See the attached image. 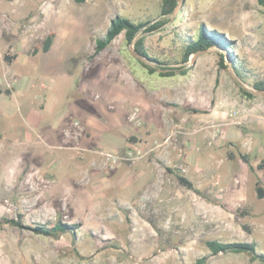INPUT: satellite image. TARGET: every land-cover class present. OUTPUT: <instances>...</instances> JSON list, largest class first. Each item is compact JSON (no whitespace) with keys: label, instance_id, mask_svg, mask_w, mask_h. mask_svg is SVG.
Returning a JSON list of instances; mask_svg holds the SVG:
<instances>
[{"label":"rangeland","instance_id":"374dc122","mask_svg":"<svg viewBox=\"0 0 264 264\" xmlns=\"http://www.w3.org/2000/svg\"><path fill=\"white\" fill-rule=\"evenodd\" d=\"M160 4L0 0V219L24 226H0V264H264L205 245L254 243L264 255V94L252 87L264 82V13L256 0H183L143 36L150 56L190 67L184 76L149 75L123 34L93 56L112 19L151 25ZM201 27L230 47L183 64ZM49 33L50 50L34 55ZM57 222L71 230L28 229Z\"/></svg>","mask_w":264,"mask_h":264},{"label":"trees","instance_id":"16d2710c","mask_svg":"<svg viewBox=\"0 0 264 264\" xmlns=\"http://www.w3.org/2000/svg\"><path fill=\"white\" fill-rule=\"evenodd\" d=\"M86 0H73L75 4L81 5L84 4ZM258 7L264 13V0H256ZM178 4V0H161L160 9H159V17L160 20L152 23L150 22H134L126 17H115L110 21V25L108 30L106 31L103 37L97 38L95 40L94 52L93 56L98 55L100 52L108 48L113 41H115L121 34H123L124 40L128 46L132 45V50L136 53L140 59L138 62L140 65L147 71L149 75L157 74L161 78H173L177 75L184 76L191 69L190 67L185 68L184 66L178 68H172L168 65V61L161 60L159 58H155L150 56L144 46V36L143 34L147 32H152L157 29H160L168 22H170L169 16L173 15L174 9ZM149 25V26H148ZM53 33H49L45 39L43 40L40 48H35L33 54H37L39 51L42 53H47L50 50V47L53 43ZM213 45H220L224 49H228L230 43L225 40L220 34H218L215 30L207 31L203 27L197 30V34L195 37L187 38L184 40V45L181 51V60L183 64L189 62L190 58L200 51H206ZM218 66L220 69H227L225 64V60L222 54H219ZM15 59L14 56L4 55L3 60L10 64ZM154 62L158 66L154 67L148 64L146 61ZM233 63V62H232ZM252 87L255 91H264V82H255ZM244 92V95L249 99L254 98L252 93ZM4 94L9 97L11 92L9 90H5ZM239 157L241 160L249 166V158L247 155L240 154ZM230 158H233V155L230 154ZM250 171H253V167L249 166ZM256 169L259 171L264 170V143H263V156L260 159ZM167 172L173 173V171L167 168ZM177 181L183 187L197 192L194 188L193 184L185 179L181 175L176 176ZM256 190V198L262 199L264 197V190L261 187L259 181L256 182L255 186ZM3 224L23 228L24 226L21 223V220H7L0 219V226ZM72 227L69 224L57 222L53 226L47 225H38L37 227L30 228L35 234L41 235L44 237L50 238H58L60 235H63L71 230ZM207 249L210 251L211 255H217L219 253L227 254H246L250 257L251 260H260L264 261V255L258 254L256 252V245L254 243H224L217 240H210L205 243ZM208 257H202L197 259L194 264H206Z\"/></svg>","mask_w":264,"mask_h":264},{"label":"water","instance_id":"95a60500","mask_svg":"<svg viewBox=\"0 0 264 264\" xmlns=\"http://www.w3.org/2000/svg\"><path fill=\"white\" fill-rule=\"evenodd\" d=\"M182 4H183V0H178V4H177V6H176L175 9H174L173 16H175V15L178 13V11L180 10V8L182 7ZM130 47H131V45H130ZM206 52H207V50H206V51H200V52H197L196 54H194V55L190 58V60H189V64H190V65H194L195 62H196V59H197L200 55H202V54H204V53H206ZM130 54H132V56H135V57H137L138 59H140V57H139L137 54L132 53V52H130ZM254 94H255V95H256V94H264V91H259V92H256V93H254Z\"/></svg>","mask_w":264,"mask_h":264}]
</instances>
